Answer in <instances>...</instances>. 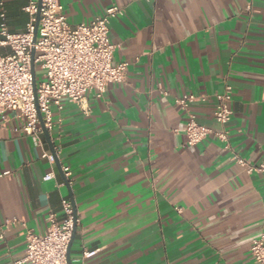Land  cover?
Masks as SVG:
<instances>
[{"label":"crops","instance_id":"obj_1","mask_svg":"<svg viewBox=\"0 0 264 264\" xmlns=\"http://www.w3.org/2000/svg\"><path fill=\"white\" fill-rule=\"evenodd\" d=\"M30 1L0 0L11 33L25 31ZM59 3L70 25L121 7L109 39L114 63L129 65L101 97L54 109L52 148L44 134L39 144L22 134L15 112L0 120V264L23 258L26 229L43 234L50 213L61 218L64 197L78 217L70 264H253L264 174H246L211 137L187 146L184 127L192 114L216 129V96L228 84L231 149L264 162V0ZM184 94L197 98L187 111L175 104ZM53 152V163L42 157ZM48 173L54 179L43 181ZM83 251L95 254L83 260Z\"/></svg>","mask_w":264,"mask_h":264},{"label":"built area","instance_id":"obj_2","mask_svg":"<svg viewBox=\"0 0 264 264\" xmlns=\"http://www.w3.org/2000/svg\"><path fill=\"white\" fill-rule=\"evenodd\" d=\"M0 6V49L9 50L8 54L0 53V120L4 123L7 114L15 112L22 122L20 132L31 137L35 144L41 141V123L48 132L55 128L54 109L61 112L64 100L80 104L88 93L95 92L101 97L110 86L125 81L129 64L114 63L116 46L109 39V24L123 15L121 7L111 6L88 23L70 25L59 0H31L23 9L28 16L25 31L11 33L2 4ZM32 50L35 52V91L31 75ZM232 93V87L226 84L216 96L213 110L216 129L203 126L194 115H188L184 127L186 145L195 146L211 137L221 144L223 151L230 153L231 160L246 174H264V162L252 164L231 149L227 127L232 115ZM161 94L168 96L165 91ZM196 100L195 96L184 94L175 98V104L187 111ZM42 157L53 163L56 154L43 153ZM61 172L69 182L70 167H62ZM7 174L9 172L4 173ZM52 179L53 173L43 177V181ZM61 210V218L53 213L48 215V226L43 234L26 229L24 256L13 264H69L67 253L78 217L70 198L61 199ZM16 223L17 219L6 221L5 229ZM3 232L0 231V238ZM249 252L253 264H264V223ZM94 254L95 251H83L82 259Z\"/></svg>","mask_w":264,"mask_h":264},{"label":"water","instance_id":"obj_3","mask_svg":"<svg viewBox=\"0 0 264 264\" xmlns=\"http://www.w3.org/2000/svg\"><path fill=\"white\" fill-rule=\"evenodd\" d=\"M31 55H32V61H31V75H32V80H33V85H34V91H35V65H34V55H35V52L34 50L31 51ZM41 127H42V130H43V134L45 136V138L47 139L50 147L52 148V145L49 141V133L48 131H46L44 128H43V125L41 123ZM54 154V152H53ZM56 161V160H55ZM65 185L68 187L69 183L68 181H65ZM67 259H68V263L70 264V261H69V257H68V253H67Z\"/></svg>","mask_w":264,"mask_h":264}]
</instances>
